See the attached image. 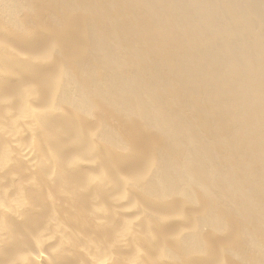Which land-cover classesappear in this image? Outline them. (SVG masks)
Here are the masks:
<instances>
[{"label":"bare ground","instance_id":"1","mask_svg":"<svg viewBox=\"0 0 264 264\" xmlns=\"http://www.w3.org/2000/svg\"><path fill=\"white\" fill-rule=\"evenodd\" d=\"M0 264H264V0H0Z\"/></svg>","mask_w":264,"mask_h":264}]
</instances>
